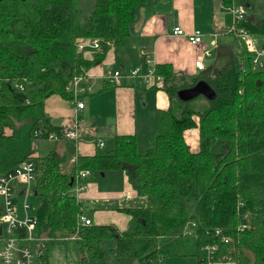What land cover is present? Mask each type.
Masks as SVG:
<instances>
[{
  "label": "trees",
  "instance_id": "trees-1",
  "mask_svg": "<svg viewBox=\"0 0 264 264\" xmlns=\"http://www.w3.org/2000/svg\"><path fill=\"white\" fill-rule=\"evenodd\" d=\"M79 1L0 0V174L33 162L36 233L52 240L44 246L77 232V264H105L100 243L106 239L116 240L118 259L136 264H163L172 249L174 256L206 264L205 247L214 245L218 255L232 256L238 264H264V70H253L246 55H240L243 71L236 54L211 74L188 81L158 65L170 106L155 111V133L141 154L136 136L123 135L115 137L112 154L79 156L68 174L55 151L35 156L33 131L60 130L48 124L44 101L52 95L67 99L64 87L73 76L99 64L110 47L126 45L134 11L147 0H93L87 14ZM236 1L246 9L245 29L264 38V18H248L252 4ZM77 38L99 39L102 46L84 59L76 54ZM198 81L206 82L215 98L200 96L199 105L188 107L177 92ZM192 128H198L196 153L184 141ZM80 170L125 172L144 200L142 206L121 209L130 216L125 232L77 225L80 204L68 191ZM241 212L248 213V229L238 233ZM189 220L196 225L193 235H183ZM216 229L232 242L221 243ZM40 260L47 262L44 253Z\"/></svg>",
  "mask_w": 264,
  "mask_h": 264
},
{
  "label": "crops",
  "instance_id": "crops-1",
  "mask_svg": "<svg viewBox=\"0 0 264 264\" xmlns=\"http://www.w3.org/2000/svg\"><path fill=\"white\" fill-rule=\"evenodd\" d=\"M220 2L224 3L223 0H147L138 6L134 11L127 44L110 47L99 64L85 71L89 76L91 91L80 98L83 108L76 110L67 99L59 95H52L44 101V114L51 126L62 129L72 125L77 117L80 139L77 141L76 151L68 141H43L46 148L35 156H45L55 151L63 158L62 172L68 174L75 163L74 154L77 157L110 155L117 136L135 135L137 150L140 148L144 152L145 140L155 133V111H165L170 106L163 78L156 74V67L167 65L178 79L188 81L194 76L211 74L232 56L238 55L236 41L225 33L231 24V14L227 10V4L223 8L219 7ZM249 2L252 4L250 13L255 5L253 0ZM175 26L187 33L200 31L203 34V45L208 48L212 47V34L218 33L217 45L212 47L213 55L205 58L201 71L194 67L200 48L189 44L184 37L173 35ZM93 53V50L85 49L76 54L90 59ZM134 68L139 69L140 75L154 69L162 83L148 86L140 77L119 80L117 83L105 80L107 71L120 69L126 72ZM193 120L198 125V118L193 117ZM184 141L190 151L196 153L199 150L198 128L186 130ZM99 143H102L101 147ZM83 183V190L76 201L92 226H111L122 234L128 227L130 216L121 209L144 205V200L137 196L123 171H89ZM15 186V190L19 191L21 185ZM18 195L19 192L16 193V200ZM18 215L20 216L19 211ZM1 237L0 229V245ZM100 249L105 264H136V260L132 258H117L115 239L103 240ZM70 250L72 248L64 244L49 245L43 252L46 263L49 264L50 253L63 257Z\"/></svg>",
  "mask_w": 264,
  "mask_h": 264
},
{
  "label": "built area",
  "instance_id": "built-area-1",
  "mask_svg": "<svg viewBox=\"0 0 264 264\" xmlns=\"http://www.w3.org/2000/svg\"><path fill=\"white\" fill-rule=\"evenodd\" d=\"M225 3L220 2L219 7L223 8ZM227 10L231 14V24L226 28L225 33L234 38L238 46L237 66L238 70L243 71V62L240 55H246L250 58V65L253 70H264V38H258L249 33L242 25V21L246 14V9L241 2L231 0L227 4ZM173 35L184 37L186 41L194 47L200 48V54L196 56L194 60L195 70L201 71L203 69V62L205 58L212 57V47H216V38L218 33L212 34L211 48L203 45V34L196 30L191 33L185 32L179 26H175L172 30ZM102 46L99 39H85L77 38L75 41L76 52H83L85 49L96 51ZM142 53V50L140 51ZM105 76L106 81L111 83H117L119 80H127L134 77H140L141 81L148 86H156L162 83L159 76L155 74L154 69L148 70L145 75L139 74V69L134 68L126 72L116 69L114 71H107ZM14 88L23 90L21 84H14ZM64 91L68 94L67 101L76 110L83 108V103L80 100L82 95L91 91L89 85V76L86 72L79 75H75L64 87ZM78 122L75 117L73 124L65 126L59 130L47 131L43 128H37L33 131L32 149H37L39 144L43 141L48 142H60L68 141L72 144L74 151H76V145L79 138ZM99 147L102 143L98 144ZM75 161H76V154ZM89 174L88 170H80L72 177L71 190L75 198L78 197L83 190V179ZM34 164L32 161L25 160L11 172L6 174H0V203L2 212L0 214V229L2 231L1 245H0V264H46L44 260H40L43 254V241H46L43 237L34 236L33 232L36 229L37 220L36 217L31 219L27 215L29 209L28 198L33 193L32 188L34 184ZM16 184H20V190H15ZM19 192L18 197H22L21 204L16 200V193ZM21 205V207H20ZM19 207L22 211V216L18 215ZM238 207L242 208L243 203L239 202ZM78 226H91V221L83 214V209L79 208ZM241 223L237 226L236 232H243L248 229V213L241 212ZM195 222L189 220L184 229L183 235H193V229L195 228ZM215 235L220 237L221 243L228 244L232 242L229 235L223 233L221 229L215 230ZM72 237H79L77 232L71 234ZM66 238V237H65ZM64 239V238H62ZM206 264H238L236 259L232 256L218 255V247L206 246Z\"/></svg>",
  "mask_w": 264,
  "mask_h": 264
},
{
  "label": "rangeland",
  "instance_id": "rangeland-1",
  "mask_svg": "<svg viewBox=\"0 0 264 264\" xmlns=\"http://www.w3.org/2000/svg\"><path fill=\"white\" fill-rule=\"evenodd\" d=\"M93 0H80L79 1V5H80V9L82 10L83 14H87L90 10V6L92 5ZM254 3V9L253 12H250L248 15V18L252 19V20H257V19H261L264 18V0H253ZM232 40V39H231ZM234 41V40H232ZM235 43V42H234ZM236 47V44H235ZM237 49V47H236ZM201 97L198 96L188 102H186L185 104L188 107H196L197 105H199L201 103ZM7 134H9V131L6 130L5 131ZM45 142L40 143L37 149L34 150L35 154H38L39 152H41L42 150H44V148H46L44 146ZM143 150V149H142ZM140 148L139 150H137L138 152H143ZM69 194L74 193L73 190L69 189ZM22 201V197H19L17 202H19L21 204ZM28 202L30 204L29 209L27 211V215L28 217H30L31 219L36 217V209H37V203L35 200V197L33 195V193L30 195V197L28 198ZM21 207V205H20ZM19 207V214L20 216L22 215L21 209ZM33 235L36 237L38 236L36 233V229L33 232ZM80 239V237H72L71 235L66 236V238L64 237V239H57V241H55L57 244H64L68 247H71L72 250H70V252H66L68 255H64L63 257L60 256L59 254H49V264H70L72 262L76 263L77 261V250H78V246L77 241ZM48 241H52V240H46V243ZM49 245L47 244L46 246H43V252L44 249L47 248ZM175 250L172 249L171 252V256H167L164 258L163 260V264H195V260L193 259V257H182V256H174ZM47 264V263H46ZM77 264V263H76Z\"/></svg>",
  "mask_w": 264,
  "mask_h": 264
},
{
  "label": "water",
  "instance_id": "water-1",
  "mask_svg": "<svg viewBox=\"0 0 264 264\" xmlns=\"http://www.w3.org/2000/svg\"><path fill=\"white\" fill-rule=\"evenodd\" d=\"M198 96H203L208 100H213L215 98V93L204 81H198L194 86L179 90L177 92V98L182 102H188ZM71 185H72V178L69 186Z\"/></svg>",
  "mask_w": 264,
  "mask_h": 264
}]
</instances>
